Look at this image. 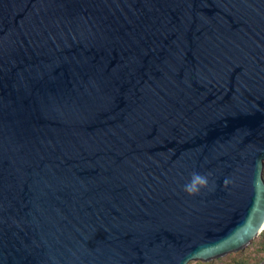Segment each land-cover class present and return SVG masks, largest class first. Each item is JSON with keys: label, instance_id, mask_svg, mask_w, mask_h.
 I'll return each mask as SVG.
<instances>
[{"label": "water", "instance_id": "obj_1", "mask_svg": "<svg viewBox=\"0 0 264 264\" xmlns=\"http://www.w3.org/2000/svg\"><path fill=\"white\" fill-rule=\"evenodd\" d=\"M263 173L264 0H0V264L241 251Z\"/></svg>", "mask_w": 264, "mask_h": 264}, {"label": "rangeland", "instance_id": "obj_2", "mask_svg": "<svg viewBox=\"0 0 264 264\" xmlns=\"http://www.w3.org/2000/svg\"><path fill=\"white\" fill-rule=\"evenodd\" d=\"M263 175H264V173H263ZM238 252H240V254H243L244 256H251V257L255 258V260L261 259L264 256V254H261L259 252V239H258V237L255 240H253L248 246H246L245 249L238 251ZM236 253L237 252H232V253H229L223 257L213 259L209 262L193 261V264H226L230 260L231 256L236 254ZM263 259L264 258H262V260Z\"/></svg>", "mask_w": 264, "mask_h": 264}, {"label": "trees", "instance_id": "obj_3", "mask_svg": "<svg viewBox=\"0 0 264 264\" xmlns=\"http://www.w3.org/2000/svg\"><path fill=\"white\" fill-rule=\"evenodd\" d=\"M258 239L259 252L261 254H264V230L259 235ZM262 258H264V256ZM262 258L255 260V258L251 256H244L243 254H240V252H237L236 254L231 256L230 260L226 264H258L262 261ZM188 264H193V261L189 262Z\"/></svg>", "mask_w": 264, "mask_h": 264}, {"label": "clouds", "instance_id": "obj_4", "mask_svg": "<svg viewBox=\"0 0 264 264\" xmlns=\"http://www.w3.org/2000/svg\"><path fill=\"white\" fill-rule=\"evenodd\" d=\"M196 179L199 181L200 184H204V183H206V181L203 180V179H201L199 176H197ZM185 190H186L189 194H194V193L197 192L199 189L196 188L194 185L190 184V185H186V186H185Z\"/></svg>", "mask_w": 264, "mask_h": 264}, {"label": "snow or ice", "instance_id": "obj_5", "mask_svg": "<svg viewBox=\"0 0 264 264\" xmlns=\"http://www.w3.org/2000/svg\"><path fill=\"white\" fill-rule=\"evenodd\" d=\"M236 246H238V245H236Z\"/></svg>", "mask_w": 264, "mask_h": 264}]
</instances>
